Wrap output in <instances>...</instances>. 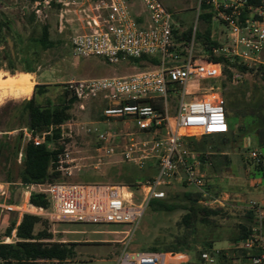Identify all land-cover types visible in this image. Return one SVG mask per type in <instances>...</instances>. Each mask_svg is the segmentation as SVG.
<instances>
[{
  "label": "rangeland",
  "instance_id": "1",
  "mask_svg": "<svg viewBox=\"0 0 264 264\" xmlns=\"http://www.w3.org/2000/svg\"><path fill=\"white\" fill-rule=\"evenodd\" d=\"M161 1L171 12L172 23L179 34L193 29L194 26H196V32L201 33L209 28L212 39L220 44L228 42L224 24L212 17L208 20L205 16L207 11L204 10L203 5L197 11V0ZM0 10L5 15L15 17L18 38L25 41L37 38L40 31L39 24L48 26L49 39L54 44L45 49L39 48L37 51L28 50L23 56L26 60L18 62L19 66L32 63L34 73H31V78H20V72L17 71L25 67H10L14 69L13 76L10 75V69L2 65L0 58V70L5 72L3 84L13 79H27L32 82L33 88L36 84H46L47 90L36 94L37 101L43 105L62 104L69 98L62 92L61 84L64 81L105 75H128L144 69L134 66L128 60L108 63L97 56L83 57L75 54L70 43L69 25H65L59 31L55 8H48L41 16L40 22L35 21L34 16L32 17V2L29 0H1ZM132 10L134 14L142 13L148 19V11L141 0H134ZM177 44L179 50L188 46L181 45L182 42ZM204 46L201 38L195 37L194 50L204 52ZM230 62L234 63L228 66L231 71L230 78L225 75L217 79H203L194 84V87L199 89V93H203L210 84L215 83L220 86L226 108L231 113V121L236 124L235 137L230 138L229 135L219 134L205 136L184 134L180 139V150L184 152L187 161L199 164L196 165L198 173L204 180L206 189L214 196H223L225 192L252 190L256 186H248L247 182L252 178L257 182L260 181L257 190L264 189V174L258 173L254 165L245 161L248 160L249 149L259 147L250 138L259 135L264 139L263 68L256 64L246 65L237 59ZM25 99H15L9 95L0 98V139L19 147L16 158L12 157L9 165L13 174L21 163L22 144L26 139V132L30 129L22 106ZM153 101L156 105L161 101L163 106L162 112L157 110L159 119L164 114V103L160 99ZM105 104L101 99H91L85 102L84 109H79L75 104L70 110L71 115L64 121L62 136L58 141L63 145V151L58 155V159L63 162V169L59 171L56 180L82 184H121L136 190L142 182L157 174L159 156L165 152L166 148L168 128L165 121L157 125L151 120L132 117L107 119L101 114ZM177 104L178 95L168 91L167 110L171 120L176 114ZM92 126L107 131L110 134L109 141L99 142L95 135L88 133L87 128ZM109 144L113 147V152L110 154L104 149V146ZM129 146H132L134 150L133 156H146L143 159V167L139 168L135 161L125 160L122 152ZM260 149L264 151V148ZM220 150L231 152L233 164L220 167L216 163L215 167L208 163V161L212 162V156L214 158L218 156L216 152ZM204 162L206 164H203ZM1 166L3 165H0V179L5 175ZM200 166L203 168L201 169ZM183 176L184 171L180 169L163 186L166 193L165 198L162 199L163 202L167 205L174 204L175 207L171 210L157 209V201L152 200L132 233H130L133 229L131 224L49 222L53 240L70 242L74 251L66 261H44L40 264H120V256L126 251L163 252L167 255L166 258L170 259L169 254L173 247L178 245L179 252L185 254L187 260H197L200 252L208 251L206 246L208 239L235 236L239 232V225H248V219L244 214L235 213L234 210H231L232 213L221 210L216 215H210L208 222L194 220L191 221V227L186 228L182 216L189 203L184 192L191 193L194 197L198 195L194 187L180 179ZM8 183L7 201L11 198L12 202L22 204L24 202L23 188L16 179ZM3 201L4 198L0 196V203ZM16 218L18 214L15 212L0 211V241L6 238V230ZM37 227L39 228L40 225ZM127 230L129 233L125 234L123 231ZM9 237L10 241L14 240V230ZM120 239H122L120 242L116 241ZM223 243L224 240H220L215 244L224 245ZM186 256L181 255L172 260L183 264ZM225 262L226 264H251L246 250L238 247L231 250ZM202 263L206 264L204 261Z\"/></svg>",
  "mask_w": 264,
  "mask_h": 264
},
{
  "label": "built area",
  "instance_id": "2",
  "mask_svg": "<svg viewBox=\"0 0 264 264\" xmlns=\"http://www.w3.org/2000/svg\"><path fill=\"white\" fill-rule=\"evenodd\" d=\"M141 1L148 11V26L139 24V13L134 14L132 10L134 0H33L32 9L36 16L41 17L48 8H55L59 31L69 25L70 43L79 56H97L108 63L142 55L157 57L156 66L128 75L62 82L64 90L75 98L79 109H84L88 100L102 99L106 104L101 114L107 119L132 117L151 120L157 125L165 121L168 136L165 152L159 156L157 174L142 182L136 190L111 183L82 184L59 180L18 183L23 188L22 204L8 202L9 183L0 182V196L4 198L0 203L1 212L17 213V221L24 213H29L45 217L50 222L131 224L132 233L149 203L165 198L163 186L180 169L184 171L180 179L194 187L205 204L223 205V200L206 189L196 162L186 160L180 150V139L184 134L205 136L228 132L225 99L220 86L210 84L206 92L199 93L194 84L223 76L222 62L210 59V55L264 68V0H197V11L203 5L213 19L224 24L228 42L218 43L209 51L196 52L194 26L192 38L183 54L171 49L175 27L168 8L161 0ZM168 91L178 95L177 110L172 120L167 110ZM153 99H161L164 103V114L159 119L156 108L146 101ZM63 124L59 125L61 130ZM86 131L95 135L99 142L109 141L110 134L96 126ZM47 133L33 135L29 129L25 136L37 145L45 140ZM104 149L108 154L113 152L111 144ZM133 152L132 146H129L122 154L125 160L135 161L139 168L143 167L146 156H133ZM248 160L252 165L264 166V154L258 149L249 150ZM62 163L58 159L55 169L62 170ZM32 192L46 193L49 207L31 204L29 197ZM247 206L254 211L255 221L238 248L249 253L251 264H264V205L250 200ZM123 232L129 233L128 230ZM2 242H11L10 237L6 236ZM201 258L207 264L216 262L214 254L208 251L202 252ZM119 262L165 264V259L161 252L126 251Z\"/></svg>",
  "mask_w": 264,
  "mask_h": 264
},
{
  "label": "trees",
  "instance_id": "3",
  "mask_svg": "<svg viewBox=\"0 0 264 264\" xmlns=\"http://www.w3.org/2000/svg\"><path fill=\"white\" fill-rule=\"evenodd\" d=\"M32 2L33 0H29ZM32 17L34 11H31ZM209 20L211 14H205ZM173 46L172 50H176L179 54L184 53V49L179 50L177 43L182 42L181 45L187 46L192 38V29H188L182 33H178L176 28L172 30ZM37 38L33 41L37 42L42 48L50 47L54 44L49 39L48 26L46 24L41 26ZM195 37L201 38V42L205 45L204 50L209 51L213 46L218 44L217 40L212 39L210 36V29L201 32H196ZM128 62L134 66L143 67L148 69L158 64L157 57L142 55L139 57L126 58ZM210 59L214 61H221L223 67V76L231 77V71L228 66L234 64L229 60L220 56L210 55ZM243 67V66H242ZM243 68H246L245 66ZM263 68V67H262ZM142 70V69H140ZM20 71L31 72L30 68H24ZM10 72L13 73L14 69L11 68ZM264 73V68H263ZM64 96L69 98L62 104L51 105L50 103L43 105L37 101L36 94L43 93L47 89L46 84H36L28 98L22 102V106L27 116V125L29 126L32 134L40 132H48L45 140L40 144H34L31 138L25 139L21 148V163L13 174V170L9 167L12 157L16 158L18 146L10 144L7 140L0 139V165L4 170V177L0 182L16 181L18 183L28 184L36 182H46L56 180L59 176V171L55 169L58 155L63 151V145L58 141L62 136L59 125L67 120L71 112L70 110L76 104V100L64 90L63 83L61 84ZM154 100V99H153ZM153 100H146L153 104L158 112L163 111V106L160 103L154 104ZM161 100V99H160ZM64 101V99H63ZM225 135V134H224ZM195 142H197L195 140ZM198 157H201L198 155ZM257 172L264 174V166L254 165ZM188 205L185 207L186 212L182 216V221L186 228L191 227V221H194L198 214L209 215L217 213V210H211L204 207L197 206L195 202L196 197L191 193L184 192ZM197 195H199L197 193ZM10 198L8 202H12ZM158 209L171 210L175 207L174 204H165L163 200H157ZM29 202L36 206L49 207L50 202L46 193L32 192L29 197ZM248 225L241 224L238 227L237 234L233 237V241L240 242L250 232L251 226L255 221L253 210H249ZM203 219V218H201ZM206 219V218H205ZM49 220L45 217L24 213L19 222L17 218L14 219L11 226L6 230V236H10L14 230V240L11 242L0 241V264H40L44 261H58L63 262L68 260L73 255V247L70 242L53 240L52 232L49 229ZM40 225L38 228L37 226ZM184 246V244L182 243ZM181 245V246H182ZM172 251H179V245L173 247ZM201 252L198 254L200 256ZM183 264H201L196 262H186Z\"/></svg>",
  "mask_w": 264,
  "mask_h": 264
},
{
  "label": "crops",
  "instance_id": "4",
  "mask_svg": "<svg viewBox=\"0 0 264 264\" xmlns=\"http://www.w3.org/2000/svg\"><path fill=\"white\" fill-rule=\"evenodd\" d=\"M137 19L139 21V24L142 26H148L150 24L149 16H148V19H146L142 13L137 15ZM123 60L127 61V59H123ZM120 61H122V60H120ZM31 70L32 71L29 73L30 74L34 73V69L31 68ZM121 75H123V74H121ZM106 76L107 75L100 76V77H106ZM109 76H113V75H109ZM225 107H226V102H225ZM226 113H227V122H228L229 130L225 135H229L230 138H234L235 137L236 124L231 121V113L227 110V108H226ZM250 140H252L256 144H258V146L260 148H264V139L260 138L259 135L254 136L252 139L250 138ZM259 147H251V149H258L261 153L264 154V151H262V149H260ZM213 153H215V152H213ZM216 155H218V156H215V158H214V156H212V158H211L212 162L208 161V163L212 166L216 167V165L219 164L220 167H222V166L227 167V165H229V164L231 165L234 162L233 157L231 156L232 154L228 150H224V151L220 150V151L216 152ZM245 161L249 162V160H247V159ZM197 164L198 163H196V165ZM203 164H206V163L204 162ZM236 166L238 167L239 165H236ZM200 168H201V166H200ZM196 169H197V167H196ZM197 171H198V169H197ZM247 182H248V186L250 185L252 187L253 185H255L256 188H252V190H249L247 192L246 191H243V192L242 191H236L234 193L225 192L223 196H217L219 199L223 200L222 206H220L218 204L207 205V204H205L204 200L200 197V195H198V197H196L195 202L197 203V206L204 207V208L211 209V210H217V213H219L221 210L227 211L228 213H232L231 210H234L233 212H235V213L238 212V214H241V215L244 214L245 217L248 219L249 215H250L249 214L250 209L247 206L248 201L254 200V201L258 202L259 204L264 205V189L257 190V189H259V188H257V187H259V183H260L259 180L257 182V180L252 178V179H249ZM217 213L209 214L207 216L203 215V214H198L197 217L195 218V221L206 223V222H208V218L210 217V215H216ZM19 218H21V217H19ZM201 218H203V219H201ZM19 220L17 221V223L19 222ZM263 232H264V223H263ZM233 237L234 236H227V237H222V238L218 237L216 239H213V238L208 239L206 246L208 248V252L213 253L215 256V258H216L215 264H226L225 260L228 257L229 253L231 252V250H234L238 247L239 242L233 241ZM121 240L122 239L116 240V241L120 242ZM220 240H224V243H223L224 245L215 244L217 241H220ZM248 254L249 253L246 251L247 257H248ZM163 255H164V259H165V264H181V263L174 262L172 259L174 257H180L181 255L186 256L185 254L180 253L179 251H171V253L169 254L171 257L170 258L171 260L167 259L166 258L167 255H165L164 253H163ZM187 259L188 258L186 256L185 263L186 262H196V263L203 264L202 262L204 261L199 255L196 258L197 260H195V259L194 260H187ZM204 263H206V262L204 261Z\"/></svg>",
  "mask_w": 264,
  "mask_h": 264
},
{
  "label": "flooded vegetation",
  "instance_id": "5",
  "mask_svg": "<svg viewBox=\"0 0 264 264\" xmlns=\"http://www.w3.org/2000/svg\"><path fill=\"white\" fill-rule=\"evenodd\" d=\"M1 6V0H0ZM35 21L40 22L42 19L34 14ZM39 28L41 29V25L39 24ZM39 48H42L35 41H25L21 38H18V31L15 27V17H11L9 15L3 14V11L0 10V58L2 61V65L10 69V67H25L32 68L33 65L30 63L29 65H21L19 66L18 62H22L26 60L23 56L28 52V50L37 51ZM20 72L19 76L31 78V74L29 72L17 71ZM16 74V72L14 73ZM5 72L0 70V82L2 83ZM12 75V73H10ZM13 76V75H12ZM15 80H27V79H15Z\"/></svg>",
  "mask_w": 264,
  "mask_h": 264
},
{
  "label": "bare ground",
  "instance_id": "6",
  "mask_svg": "<svg viewBox=\"0 0 264 264\" xmlns=\"http://www.w3.org/2000/svg\"><path fill=\"white\" fill-rule=\"evenodd\" d=\"M33 84L29 80H8L6 83H0L2 96L9 95L16 98H27L30 96ZM0 94V95H1ZM2 96L0 98H2Z\"/></svg>",
  "mask_w": 264,
  "mask_h": 264
},
{
  "label": "water",
  "instance_id": "7",
  "mask_svg": "<svg viewBox=\"0 0 264 264\" xmlns=\"http://www.w3.org/2000/svg\"><path fill=\"white\" fill-rule=\"evenodd\" d=\"M196 138H198V137H196Z\"/></svg>",
  "mask_w": 264,
  "mask_h": 264
}]
</instances>
